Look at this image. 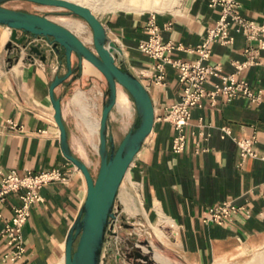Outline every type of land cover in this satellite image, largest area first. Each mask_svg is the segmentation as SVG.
Masks as SVG:
<instances>
[{
  "label": "crops",
  "instance_id": "crops-1",
  "mask_svg": "<svg viewBox=\"0 0 264 264\" xmlns=\"http://www.w3.org/2000/svg\"><path fill=\"white\" fill-rule=\"evenodd\" d=\"M239 2V12L245 18L264 24V0ZM91 4L97 7L95 1ZM88 7L95 14L92 6ZM110 11L100 21L118 48L121 61L146 87L155 117L150 134L120 185L117 198L122 199L119 193L124 190L122 210L130 218H136L137 224L157 225L154 230L158 237L165 233L162 221L166 223L169 232L177 234L174 243L194 264H213L216 258L230 256L240 249L263 247L264 160L247 157L241 163L233 138L255 135L254 148L259 155H264V50L258 51L261 64L246 65L236 71L232 62L245 61L247 56L243 50L249 45L256 47L258 42L247 40L238 26L230 25L229 33L234 37L231 44H210V56L202 63H218L222 66V74L235 73L236 79H245L253 93L260 95V100L253 102L240 92L230 99L220 96L215 104L204 98L200 107L191 108V117L184 129V149L177 153L172 150L175 129L171 123L157 117L179 99L182 84L177 71L169 66L166 84L154 83L152 61L139 49V43L150 36L147 24L154 11L153 21L161 39L172 40L180 46L172 49L169 56L196 60L198 53L190 49L200 44L208 28L215 25L220 7L210 6L209 0H169L166 7L158 10L113 7L101 8L99 12ZM68 23L73 27L61 24L80 38L75 31L82 32L81 23L73 19ZM10 33L8 27L0 25V169H16L19 174H24L57 168L66 177L46 183L40 189L42 201L30 206L22 227L24 251L18 264H64L66 235L86 193L82 173L61 151L59 129L48 95L49 84L55 75L66 71L65 58L60 53L49 55L42 62L14 58L6 47ZM17 35L20 37L23 33L17 31ZM57 61L61 64L54 71L52 67ZM76 63L72 54V66ZM94 76L104 78L84 60L80 74L76 71L54 88L55 96L61 99L70 149L85 163L90 161L85 145L92 142L96 146L94 140L100 119L94 108H97L95 100L102 92L94 84V81L99 82ZM217 81L212 77L205 85L206 89ZM125 94L118 86L115 105L108 115L107 132H111L110 135L114 112L121 117L126 111ZM67 95L70 96L65 102ZM73 108L76 109V122L71 126L68 113ZM223 125L230 128V135L222 136L220 127ZM74 130L80 131L82 137L74 134ZM99 161L100 158L97 165ZM222 201H232L242 205L243 209L223 224L206 220L209 209ZM17 204H20L18 192H11L0 201V231L12 215V206ZM137 215L144 218L145 225ZM6 250L0 239V264H12L3 258Z\"/></svg>",
  "mask_w": 264,
  "mask_h": 264
},
{
  "label": "water",
  "instance_id": "water-1",
  "mask_svg": "<svg viewBox=\"0 0 264 264\" xmlns=\"http://www.w3.org/2000/svg\"><path fill=\"white\" fill-rule=\"evenodd\" d=\"M7 0H0V25L11 29V41L23 43L27 35H44L54 41V51H63L66 71L55 75L49 84L48 95L54 109L53 118L59 129L60 147L63 155L79 170L85 180L86 193L75 220L65 239L64 264H104L101 253L106 239L110 218H114V203L117 193L135 155L150 134L154 123V107L150 95L141 82L121 61L118 48L110 39L101 21L84 6L68 0H27L45 5L62 6L85 19L93 32L94 50L85 45L70 29L49 19L44 14L12 9L3 6ZM23 35L18 37L17 31ZM108 44L111 49L108 48ZM30 51L45 61L47 56L39 45H33ZM72 54L77 63L72 66ZM53 55L51 54L50 57ZM83 59L95 65L107 82V95L103 103L98 128L99 167L94 176L88 165L70 149L67 131L61 113V99L55 96L54 88L70 78L76 71L83 70ZM117 84H121L135 103L137 120L129 129L117 147H114L112 135L107 132L108 115L115 105ZM109 143V144H108ZM175 236H172L173 240ZM77 240L75 247L74 241ZM136 255H140L136 252ZM154 264V263H153Z\"/></svg>",
  "mask_w": 264,
  "mask_h": 264
},
{
  "label": "built area",
  "instance_id": "built-area-1",
  "mask_svg": "<svg viewBox=\"0 0 264 264\" xmlns=\"http://www.w3.org/2000/svg\"><path fill=\"white\" fill-rule=\"evenodd\" d=\"M209 5H218L220 7V15L215 25L208 28L204 40L194 49H190V51L198 53V59L187 61L169 56V52L172 49L180 48V46L175 45L172 40L163 41L161 39L158 26L153 21L154 11H151V19L147 24L150 36L147 40L139 43V49L147 54L152 61L151 71L154 83L159 85L166 84L167 66H169L177 71V78L182 84V92L179 99L172 103L163 115L157 117L159 120L168 121L175 129L176 134L172 140V150L177 153L184 149L186 140L184 129L191 117V108L200 107L204 98H207L211 104H215L220 96L230 99L240 92L253 102H259L260 100V95L253 93L249 83L245 79H236L235 73L222 74V66L220 64L202 63V60L209 58L211 43L218 42L226 45L233 42L234 37L229 33V26L236 25L241 29L242 34L247 40L258 42L256 47L249 45L243 50V53L247 56L245 61L232 62L236 71L241 70L246 65L261 64V61L258 59V51L260 49L264 50V40L262 39L264 24H257L245 18L239 12V8L241 7L239 0H209ZM33 45H39V48L45 52L47 57L51 54L53 56L58 55L54 51V41L51 37L44 35L28 34L23 43H17L12 40L11 47L8 49L14 58L19 59L22 57L25 60L38 59L42 62L37 54L30 51ZM59 64L61 63L57 61L52 69L56 71ZM212 77L217 78L218 81L212 83L210 89H206L205 85ZM220 130L222 136H227L231 133L230 128L226 125L221 126ZM233 139L238 147L241 163L247 157L264 160V155H259L254 148V143L256 142L255 135ZM65 179L66 177L57 168L24 174H19L16 169L8 171L0 169V201H4L6 196L11 192H18L20 200V204L12 206V215L0 231V239L3 240L7 247V250L3 254L5 260L10 261L12 264H18L19 259L22 257L24 251L22 227L29 216L30 206L43 199L40 189L52 180ZM242 209V205H237L232 201H222L209 209L205 219L217 224H223L233 214ZM113 212L115 217L114 208ZM111 221L112 218H110L108 231L110 230ZM105 241L101 253V262L102 259H105Z\"/></svg>",
  "mask_w": 264,
  "mask_h": 264
},
{
  "label": "rangeland",
  "instance_id": "rangeland-1",
  "mask_svg": "<svg viewBox=\"0 0 264 264\" xmlns=\"http://www.w3.org/2000/svg\"><path fill=\"white\" fill-rule=\"evenodd\" d=\"M81 2V4L92 6L93 11L97 14V18L99 20L103 19V17L111 13L110 12H99L101 8H113L119 7L123 9H153L158 10L166 7L169 4V0H112V3H109V0H77ZM92 1L96 2V6L91 4ZM3 6L18 9L23 11H28L32 13L44 14L49 19L59 23H64L66 25L72 26L68 23L69 20H78L82 26V32L75 31L81 38V40L89 47L93 48L92 42V29L89 24H87L84 19L72 13L70 10L64 7H54L55 5H45L40 3H35L27 0H7L3 3ZM117 11V10H115ZM150 11V10H145ZM59 23V24H61ZM64 26V25H63ZM66 27V26H65ZM73 27V26H72ZM69 29V28H68ZM19 31V30H18ZM73 32V31H72ZM99 82L94 81L95 85H98L99 89L102 92L95 101L97 103V108H94V112L99 117L101 111V100L102 104L105 101L107 95V83L106 79L94 76ZM88 87V86H87ZM85 87V89L87 88ZM93 88V87H92ZM124 89L123 87H121ZM125 91L124 104L126 105V111L123 113V116H119L117 111L113 114V126H112V136L114 141V147L116 148L125 133L131 129L134 123L137 120V112L135 108V104L132 101V97L129 93ZM67 95L64 98L66 102L68 97ZM76 109L73 108V111H69L68 115L72 122L70 125L73 126L74 122H76ZM121 119V120H120ZM123 124H122V122ZM124 125V126H123ZM74 134L82 137V133L80 131H75ZM111 134V132H110ZM98 134L94 140L96 146L92 142H87L85 148L88 153V157L90 159L89 163H86L91 171V173L95 176L98 170L99 165V155H98ZM109 144V143H108ZM83 160V159H82ZM119 193L122 196V202L124 190ZM119 198L115 200L114 203V211L115 217L112 218L110 224V230L106 234L105 241V264H150L148 262H143L147 260L146 255L152 256V252H155V257L160 261H157L159 264H194L193 261H189L186 256H184L177 245L170 241L168 232L170 228L166 227V223L162 221V227L165 229V233L162 237H158L155 233V224L145 225L144 218L141 215H137V219L144 223L145 226L137 224L134 219L130 218L123 210H122V202ZM120 225V226H119ZM124 227H122V226ZM124 228V229H123ZM173 228V227H171ZM115 235L117 237L115 238ZM146 240L149 241V244L152 248L151 251L147 249ZM248 246V245H243ZM135 249V251H133ZM138 249L143 251V256H141L140 260H137L136 252ZM213 264H264V246L257 247L254 249L246 250L240 249L237 253L232 254L226 257H218L215 259Z\"/></svg>",
  "mask_w": 264,
  "mask_h": 264
},
{
  "label": "bare ground",
  "instance_id": "bare-ground-1",
  "mask_svg": "<svg viewBox=\"0 0 264 264\" xmlns=\"http://www.w3.org/2000/svg\"><path fill=\"white\" fill-rule=\"evenodd\" d=\"M68 1H71V2H74V3H77V4H80V5H84V4H81V2H79V1H77V0H68ZM84 6H86V7H88L87 5H84ZM54 7H60V8H63L64 9V7H62V6H54ZM89 8V7H88ZM90 9V8H89ZM91 10V9H90ZM91 12H92V10H91ZM93 13V12H92ZM94 14V13H93ZM95 15V14H94ZM96 16V15H95ZM97 17V16H96ZM84 21L87 23V24H89L85 19H84ZM6 27H8V26H6ZM9 28V27H8ZM10 29V28H9ZM11 30V29H10ZM74 33V32H73ZM76 35V34H75ZM80 39V38H79ZM82 41V40H81ZM83 42V41H82ZM92 42H93V32H92ZM84 43V42H83ZM85 44V43H84ZM86 45V44H85ZM93 46H94V44H93ZM89 47V46H88ZM89 48H91V47H89ZM108 48L110 49V45L108 44ZM91 49H93L94 50V47L93 48H91ZM19 60H21V59H19ZM84 60H86V61H88L87 59H83V61ZM89 63H91L90 61H88ZM92 64V63H91ZM93 65V64H92ZM102 75H103V73L95 66V65H93ZM104 76V75H103ZM105 78V77H104ZM123 87L121 84H117V87ZM124 88V87H123ZM125 89V88H124ZM126 90V89H125ZM127 91V90H126ZM116 92H117V90H116ZM128 92V91H127ZM130 95V94H129ZM133 101V100H132ZM135 104V103H134ZM136 108V107H135ZM137 112V111H136ZM129 169V168H128ZM128 169H127V171L125 172V175H124V177L126 176V174H127V172H128ZM124 177H123V179H124ZM123 179H122V181H123ZM122 183V182H121ZM121 185V184H120ZM120 188V187H119ZM118 192H119V190H118ZM117 197H118V193H117ZM117 199V198H116ZM120 226V225H119ZM122 226V225H121ZM122 227H124V226H122ZM124 229V228H123ZM164 231V230H163ZM168 237H169V239H170V241H172V242H175V241H177V234L175 233V232H173V231H171V232H168V235H167ZM172 236H175V238L172 240L171 239V237ZM117 237V235H115V238ZM146 245H147V249L149 250V251H151L152 250V248H151V246H150V244H149V241L148 240H146V243H145ZM133 251H135V249H133ZM138 252H139V254L140 255H137V257H135L137 260H140V258H141V256H143V251L141 250V249H138ZM155 252H152V256H150V255H146L147 256V260H145V261H143V262H148V263H150V264H159V263H157V261H160V260H158V259H155V254H154Z\"/></svg>",
  "mask_w": 264,
  "mask_h": 264
},
{
  "label": "trees",
  "instance_id": "trees-1",
  "mask_svg": "<svg viewBox=\"0 0 264 264\" xmlns=\"http://www.w3.org/2000/svg\"><path fill=\"white\" fill-rule=\"evenodd\" d=\"M59 53H60V56H61V57H64L63 51H62V52L60 51ZM9 60H10V59H9ZM76 242H77V240H75L74 243H73V246H74V247H75V245H76Z\"/></svg>",
  "mask_w": 264,
  "mask_h": 264
}]
</instances>
